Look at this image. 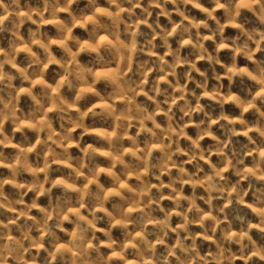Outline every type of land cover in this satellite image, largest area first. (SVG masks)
I'll return each mask as SVG.
<instances>
[{"label": "clouds", "instance_id": "1", "mask_svg": "<svg viewBox=\"0 0 264 264\" xmlns=\"http://www.w3.org/2000/svg\"><path fill=\"white\" fill-rule=\"evenodd\" d=\"M0 264H264V0H0Z\"/></svg>", "mask_w": 264, "mask_h": 264}]
</instances>
